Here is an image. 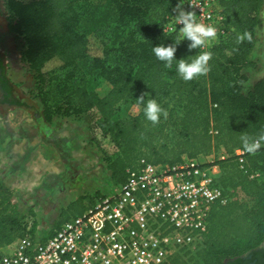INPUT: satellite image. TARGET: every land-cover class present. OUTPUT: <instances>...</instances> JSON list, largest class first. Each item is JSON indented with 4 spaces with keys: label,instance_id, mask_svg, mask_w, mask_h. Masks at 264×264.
Returning a JSON list of instances; mask_svg holds the SVG:
<instances>
[{
    "label": "trees",
    "instance_id": "obj_1",
    "mask_svg": "<svg viewBox=\"0 0 264 264\" xmlns=\"http://www.w3.org/2000/svg\"><path fill=\"white\" fill-rule=\"evenodd\" d=\"M184 1L4 0V6L7 30L21 42L20 55L34 80L30 94L44 121L98 128L115 149L102 152L112 185L124 182L126 168L141 158L172 165L182 156L228 155L217 162L215 181L225 204L213 206L201 243L176 251L170 264H246L244 256L264 241V149L246 152L241 162L234 150L242 149L241 136L258 139L264 133V80L249 84L245 74L255 66L251 56L264 0H220L228 33L208 50L209 71L188 81L177 75L175 60H188L200 48L189 50V41L181 40L169 68L152 53L157 44L176 43L178 34L161 27ZM90 77L107 90L89 89ZM0 88V103L22 106L11 98L1 59ZM149 98L167 113L156 124L144 117ZM130 105L139 107L136 115L122 111ZM96 194L86 196V204L72 209L63 223L102 196ZM12 200L0 177V249L17 238H36Z\"/></svg>",
    "mask_w": 264,
    "mask_h": 264
},
{
    "label": "built area",
    "instance_id": "obj_2",
    "mask_svg": "<svg viewBox=\"0 0 264 264\" xmlns=\"http://www.w3.org/2000/svg\"><path fill=\"white\" fill-rule=\"evenodd\" d=\"M181 7L193 11L197 22L217 30L201 51L227 35L220 0H185ZM176 14L166 17L163 33L179 36ZM94 129L99 139L107 140ZM262 149L264 141L258 150ZM245 154L243 149L234 150L239 162ZM227 157L222 151L207 160L182 156L172 165L141 158L126 168L124 182L113 185L50 236L17 238L3 247L7 252L0 255V264H170L176 251L201 243L213 206L225 204L215 181L220 173L217 162Z\"/></svg>",
    "mask_w": 264,
    "mask_h": 264
},
{
    "label": "rangeland",
    "instance_id": "obj_3",
    "mask_svg": "<svg viewBox=\"0 0 264 264\" xmlns=\"http://www.w3.org/2000/svg\"><path fill=\"white\" fill-rule=\"evenodd\" d=\"M7 24L4 0H0V59L11 98L22 103L20 107L0 103V177L12 192V204L31 221L28 229L41 239L63 224L72 209L86 204V196L111 191L102 152L112 154L115 149L86 122L44 121L38 100L30 94L34 80L20 55L21 42ZM256 39L251 56L255 66L245 71L249 84L264 80V3ZM87 86L99 93L108 88L92 77ZM121 109L129 115L139 111L137 105ZM198 157L207 160V156ZM6 252L3 248L0 255Z\"/></svg>",
    "mask_w": 264,
    "mask_h": 264
},
{
    "label": "clouds",
    "instance_id": "obj_4",
    "mask_svg": "<svg viewBox=\"0 0 264 264\" xmlns=\"http://www.w3.org/2000/svg\"><path fill=\"white\" fill-rule=\"evenodd\" d=\"M177 14L173 16L176 24L181 25L179 28V37L176 43L171 45H155L152 47V53L157 60L162 61L165 68H169L173 63V54L176 50L175 45L179 44L181 40H187V48L197 49L206 48L216 37V28L211 25H205L196 21V15L193 11H185L180 3L176 4L173 9ZM248 39H251L247 33H245ZM241 39L237 36V40ZM211 56V52L202 51L193 56H189L190 59L185 58L177 59L176 61V73L185 80H191L194 77L203 75L209 71L207 61ZM141 98H137L138 104ZM143 113L146 120L152 124H156L161 116H166V111L156 102L155 99L149 98L143 103ZM261 141H264V133H262L258 139L250 138L248 135L241 136L242 149L250 154L255 153L261 147Z\"/></svg>",
    "mask_w": 264,
    "mask_h": 264
},
{
    "label": "flooded vegetation",
    "instance_id": "obj_5",
    "mask_svg": "<svg viewBox=\"0 0 264 264\" xmlns=\"http://www.w3.org/2000/svg\"><path fill=\"white\" fill-rule=\"evenodd\" d=\"M2 89L0 88V98L2 99ZM262 244V243H261ZM257 247L253 253H248L244 256V260L247 261L246 264H264V246Z\"/></svg>",
    "mask_w": 264,
    "mask_h": 264
},
{
    "label": "water",
    "instance_id": "obj_6",
    "mask_svg": "<svg viewBox=\"0 0 264 264\" xmlns=\"http://www.w3.org/2000/svg\"><path fill=\"white\" fill-rule=\"evenodd\" d=\"M261 246H264V241L262 242Z\"/></svg>",
    "mask_w": 264,
    "mask_h": 264
}]
</instances>
